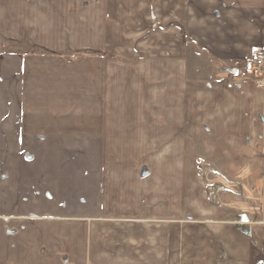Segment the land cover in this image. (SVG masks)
Returning a JSON list of instances; mask_svg holds the SVG:
<instances>
[{
    "label": "crops",
    "instance_id": "0c3cea01",
    "mask_svg": "<svg viewBox=\"0 0 264 264\" xmlns=\"http://www.w3.org/2000/svg\"><path fill=\"white\" fill-rule=\"evenodd\" d=\"M13 23L0 264H264V87L247 78L264 0H14Z\"/></svg>",
    "mask_w": 264,
    "mask_h": 264
},
{
    "label": "built area",
    "instance_id": "2783aa9c",
    "mask_svg": "<svg viewBox=\"0 0 264 264\" xmlns=\"http://www.w3.org/2000/svg\"><path fill=\"white\" fill-rule=\"evenodd\" d=\"M247 78L253 81L258 87H264V48L258 49L253 54V59L247 71ZM206 171H202L205 174ZM224 187H210L208 189L209 200L217 199L220 192L224 191Z\"/></svg>",
    "mask_w": 264,
    "mask_h": 264
},
{
    "label": "rangeland",
    "instance_id": "374dc122",
    "mask_svg": "<svg viewBox=\"0 0 264 264\" xmlns=\"http://www.w3.org/2000/svg\"><path fill=\"white\" fill-rule=\"evenodd\" d=\"M1 21L14 30V0H0V22ZM0 49H2V47H0Z\"/></svg>",
    "mask_w": 264,
    "mask_h": 264
}]
</instances>
